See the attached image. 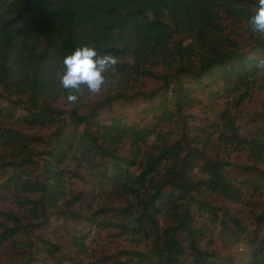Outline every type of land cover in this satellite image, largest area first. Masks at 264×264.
<instances>
[{"label":"trees","instance_id":"trees-1","mask_svg":"<svg viewBox=\"0 0 264 264\" xmlns=\"http://www.w3.org/2000/svg\"><path fill=\"white\" fill-rule=\"evenodd\" d=\"M256 10L255 0H0V97H23L21 103L28 102L30 108L21 116L24 123H57L52 133L54 141L44 151L41 180L32 179L26 167L33 163L29 156L31 138L0 124V144L17 154L9 162L11 168L4 182L18 193L17 204L40 225L47 221L50 208L66 218L81 217L69 208L70 201H80V195L67 199L64 188L65 173L83 178L76 170L63 166L73 159L79 168H87L92 183L109 186L116 195L127 198L125 205L114 208L120 221L105 225L117 226L126 237L148 246L147 251L119 250L100 261L179 264L188 251L191 258L187 264H264V233H257L264 221V200L255 217L256 227L246 239L252 251L244 263H235L229 256L219 257L202 247L199 238L205 234L196 226V217L189 208L193 201L198 217L206 216L233 234L245 231L240 221L228 209L200 200L191 192L215 193L244 206H249L250 198L264 195V167L257 165H264V114L260 116L259 134L247 138L240 133L232 113L252 99L255 88L264 89V69H258L253 58V54L264 52V39L256 38L253 47L242 50L220 23L221 13L248 22ZM83 44L95 45L99 54L111 52L119 57L115 72L106 73V79L129 69L147 77L155 75L156 66L169 69L162 76L160 88L166 91L144 94L150 98L157 93L158 97L147 109L154 119L150 127L128 124L121 114L100 122L97 111L110 104L112 98L95 103L83 115L77 109L80 101L71 109L57 108L46 101L50 96L55 101L59 97L67 99L70 90L60 86L57 74L64 70L63 58ZM168 91L174 95L172 100L166 97ZM203 92L211 100L231 98L229 108L220 112L218 136L252 155L257 179L248 181L247 190L227 177L225 166L229 162L210 158L179 140L167 143L161 138V125L176 119V114L184 116L197 102L196 93ZM16 109L0 106V118H15ZM68 124L73 129H68ZM81 124L84 127L78 131ZM151 136L161 142L154 154L142 150V144ZM205 138L209 143L210 137ZM123 142H127L128 149L120 152ZM195 168L205 177L195 179ZM165 187L169 188L167 192ZM30 194L38 197L31 198ZM84 203L89 214L84 215L85 219L98 224L101 214L89 202ZM163 214L172 224L159 228L158 218ZM0 218L1 246L23 229V221L11 211H0ZM179 232L183 233L182 239ZM86 237V233L71 235L77 254V258H70L74 264H86L82 260L87 254ZM40 244L56 264H62L63 258L56 256L60 251L56 244L45 239ZM210 244L207 241L206 246Z\"/></svg>","mask_w":264,"mask_h":264},{"label":"rangeland","instance_id":"rangeland-1","mask_svg":"<svg viewBox=\"0 0 264 264\" xmlns=\"http://www.w3.org/2000/svg\"><path fill=\"white\" fill-rule=\"evenodd\" d=\"M220 16L224 32L231 34V38L238 42L242 50L254 46L255 39L259 36L251 32L248 22H238L223 13ZM153 71L155 75L152 77L141 76L130 69L125 74H115L106 79V84L99 94L89 93L85 89L79 98L78 113L80 115L87 114L95 103L112 98L110 104H105L98 109L100 122H109L112 117L121 114L128 124L137 127H150L154 119L151 114L147 113V109L158 101V97L157 93L150 98L144 94L151 93L152 90L165 92L166 88L160 89L163 85L162 76L170 72L163 65L154 67ZM166 97L172 100L174 95L168 91ZM196 98L197 102L184 112V116L176 114V119L161 125V138L167 143L179 140L182 145L197 147L210 158L216 157L217 160L222 159L224 162H229L230 165L225 166L227 177L236 186L247 190L248 181L257 179V173L252 169L255 166L252 155L245 149L236 148L228 142L224 143V140L218 136L217 125L221 122L220 112L229 108L231 98L218 97L211 100L206 92L196 93ZM22 99L23 97L16 96H11L10 99L7 96L0 97V106L17 107L16 117L6 120L0 118V124L10 126L31 138L29 156L33 163L27 164L26 167L32 179L41 180L43 160L46 157L44 151L49 149L50 144L54 141L52 133L56 129L57 123L34 125L22 122L21 116L30 108L28 102L27 104L21 103ZM46 101L57 108L71 109L74 107L65 97H59L55 101L54 97L50 96L46 98ZM263 101L264 89L255 88L252 92V99L244 102L238 111H232L236 115L235 124L238 125L243 136L249 138L259 134V126L262 125L260 116L264 114ZM22 104L25 107H22ZM67 121L68 118L65 117V122ZM83 127L84 125L81 124L78 131H81ZM67 128L73 129V125L68 124ZM206 136L210 137L209 143L205 142ZM160 144L161 142L155 136H151L145 144H142V150L154 154L155 146ZM127 149V142H123L120 152ZM16 155L12 148L0 144V211H11L21 217L23 221V229L12 240L4 242L0 246V264H56L55 260L43 251L40 244L41 239L48 240L60 248L56 256L63 258L62 264H74L70 258H77V254L72 246L71 235L79 233L87 234L84 241L87 254L82 258L86 264H112L109 261L102 262L100 258L115 254L119 250H148L146 242L139 243L135 239L126 237L117 226L105 225L108 221H120L114 208L125 205L127 198L116 195L109 186L99 187L92 183L87 168H79L73 159L66 160L63 166L69 170H76L83 175V178L71 177L65 173L64 188L68 193L67 199L73 195H80V201H70L69 208L79 212L81 217L66 218L50 208L46 212L47 221L42 225L37 220L31 219L28 210H24L17 204L18 193L10 185L4 183L7 171L11 168L9 162L15 159ZM257 165L264 167L261 164ZM132 170L138 171L137 168ZM160 171L163 172L164 169L160 168ZM193 176L195 179L204 178L205 174L199 168H195ZM168 190V187L164 188L165 192ZM191 194L200 200L209 201L214 205L228 209L245 229L244 232L237 230L233 234L228 233L223 230L220 223H215L206 216L198 217L193 201H190L189 208L196 217V226L202 228L205 234L204 237L199 238L200 245L204 248L208 247L219 257L229 256L235 263L246 262L252 251V246L246 243V239L256 227L255 217L261 212L264 195L250 198L249 206H244L207 191H192ZM28 196L38 197L37 194ZM85 201L89 202L93 209L98 210L101 214L96 220L99 222L98 224L90 223L89 219H85L84 215L88 214ZM0 221H2L1 218ZM158 224L159 228H164L172 224V221L169 220L167 214H163L158 218ZM227 227L232 228V225L227 222ZM257 231L258 234L264 233V221L258 226ZM178 237L182 239L183 233L179 232ZM207 241L211 242L210 246H206ZM190 258V253L187 251L180 257L179 264H187ZM117 259L123 260L124 258L118 256Z\"/></svg>","mask_w":264,"mask_h":264},{"label":"clouds","instance_id":"clouds-1","mask_svg":"<svg viewBox=\"0 0 264 264\" xmlns=\"http://www.w3.org/2000/svg\"><path fill=\"white\" fill-rule=\"evenodd\" d=\"M251 32L264 39V0H257V10L248 21ZM255 66L264 69V52L253 54ZM63 72L57 74L60 86L68 91L67 101L75 105L86 89L99 94L106 84V73L115 72L119 57L99 54L95 45L83 44L63 58Z\"/></svg>","mask_w":264,"mask_h":264}]
</instances>
